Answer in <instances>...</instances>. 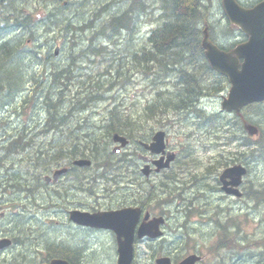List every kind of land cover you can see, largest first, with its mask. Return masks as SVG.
<instances>
[{"label": "rangeland", "instance_id": "obj_1", "mask_svg": "<svg viewBox=\"0 0 264 264\" xmlns=\"http://www.w3.org/2000/svg\"><path fill=\"white\" fill-rule=\"evenodd\" d=\"M203 1L207 6L205 8L210 10L212 35L218 42L224 45L231 44L238 31L234 25H230L223 18L224 9L222 8L221 0ZM241 1L249 3L255 1L252 3L255 4L260 0ZM16 2H13V5H15V10L13 9L15 15H22L17 6L19 5L22 8V12L31 13V17L36 21H38V15H50L55 12L58 16L60 15L59 20L62 23L63 21L75 23L83 17L88 19L86 21L87 24L90 20H93L97 26H101L104 22L103 20L111 16V13L119 15L126 8L125 4L121 3V0H16ZM160 6L163 7V4H156L150 13H162V10L158 9ZM1 8H3V5ZM8 10L10 9H7L6 12L9 13ZM43 10L44 14H42ZM46 21H48L47 18L44 19V26L37 25L35 27L36 36L33 37V42L36 43V49L39 51L38 55L49 56L52 59L50 64L43 68L42 63L34 57L33 53L30 52V48L27 47L28 51L18 52L12 60L13 63L10 62L7 66L9 71L15 67L13 75L16 78L13 81L16 80V83H13L10 93L7 90L0 91L1 142L10 139L15 132L21 131L22 129L19 127L23 125H27L28 123L33 124L25 126L27 127V133H29L28 127L29 129H33L35 126L38 127V124L41 125V121H38L44 120L47 114V107L43 102L45 92L53 89L51 90L53 92L52 96H49L47 100H51L54 94H56L57 82L55 87H53V76L59 71L64 70L65 77L63 79L66 81V86L63 88V96L61 97L62 103L60 104V111L62 112H59L60 117L67 121L64 124V133L68 135V140H70V137L74 140L72 144L87 141L85 145L76 147V149L83 150L85 147L96 144L95 146L98 147V151H87L91 153V158L93 159V155L96 157L106 155L109 147L110 149L113 147L110 144V139L116 127L110 129L111 126L109 125L111 123L110 110L113 105H121V107L126 108L134 116H141L144 113V108L149 102L153 101L157 94L153 88L158 86L163 79H175L176 83L181 85L189 80L191 74H194L195 77L203 74V60L195 58V61H181L177 65L178 67L176 66L177 68L165 70L164 73L166 72V74L159 75V77H154V68H149L148 72L151 79L146 85L141 81L140 76L133 77V73L137 71L133 70V73L130 74L132 68L128 69L129 72L128 70L126 71V74L129 76L126 79L123 78L120 83H118V80L122 76L123 71H125V68H122L123 71L119 73L120 76L117 75L109 80L107 78V70L99 68V66L97 67V61L101 57L110 58L109 60L114 57L115 60L113 59L112 61L113 66H110V68H113L115 74L117 73L116 69H121L118 65L120 61L123 62V67H129L128 59L125 57L121 58L119 53L122 52V55L128 56L133 53L135 48H139L140 41L147 37L146 34L148 29L152 27V22H146L142 19V23L139 24L141 31L134 39V47L130 45L124 50L121 46H116L104 52H92L88 49L87 51L89 52L84 50L85 52H83L82 56H79L76 50L87 46L86 35H91V30L98 29L100 26H93L90 29L74 32L73 34L76 36L74 40L77 41L74 49L73 37L69 35L65 38L58 37L53 39L55 32H52L50 28L45 29L46 26L51 24ZM145 25H148V27ZM56 28L55 26L54 29ZM16 33L15 29L8 28L6 33L0 37V44ZM47 39H52L53 46L51 48L48 47ZM96 41L98 42L99 40ZM102 43V45H108V42L102 41ZM57 46H60V50L55 55L54 51ZM43 70H45V75L48 76L46 80L45 76L42 75ZM91 80H93V83L100 85L102 91L92 95L86 106L71 108V98L78 97V95L85 97L87 94L95 93L90 89H86L92 86ZM84 81L85 85H83ZM224 86H226V82L217 83V88L222 89L218 93V96L210 99L206 98L203 101L202 107L206 112L222 111L221 101L223 97L228 96L227 89L223 90ZM24 87L26 88L22 90ZM102 92L104 98H97ZM163 94L165 96L172 93L164 92ZM262 111L260 109L257 116L254 114V118L257 117L256 121L260 122L264 129V121L261 116ZM145 116L139 117L136 120H141L145 124L147 123V133L152 134L157 129H165L169 139V148L174 149L179 155L178 161L170 170L153 175L150 179H146L141 172L142 164L139 165L140 160L138 156L133 159L138 164L140 174L138 177L143 181V186H149L150 195L147 197L148 204L146 205V211L151 214V217L164 215L167 218V222L163 228L165 231L164 238L161 241L163 251L174 262L181 260L191 252H197L203 256L200 264H264V131H260V136L252 137V140L256 142L254 146L256 150L258 149V157L254 156L251 158L253 156V153H251L252 146L241 145L242 147H232L231 140H228L224 136L227 133L225 132V127H222L221 131L213 133L206 131V128L200 129L193 125L185 126L187 122H183V118H181L182 121H178L176 115L173 114L168 116L162 124L158 123L156 118L148 121ZM4 118L6 120H3ZM50 119L52 123L50 122L44 126V132L42 130L40 138L50 136L56 129L54 124L56 116H51ZM236 120L239 121L237 118ZM126 122L129 125L130 122ZM253 125L259 128L256 124ZM256 137L258 138L256 139ZM214 139L223 141L224 146L207 150L206 146L210 145ZM53 151L56 150L49 149V154H55L52 153ZM238 151H242L240 153L242 157H236L232 162L238 161L241 158L243 160L246 159V164L243 162L242 165L247 168L249 166L248 169H250L245 178V186L249 188L248 194L243 199L222 198V192L219 193L218 191L219 175L228 164L226 159L232 158L234 155L231 153ZM122 153H128V151ZM28 156L29 154L25 155L24 158ZM108 156L110 155L108 154ZM7 157L10 159L12 156ZM247 158H250V160ZM28 162L27 159L22 160L20 155H16L8 160L7 165L14 172L18 169L20 172L25 173L27 170L24 169V166L15 165ZM32 165L35 166L34 163ZM55 168L56 166L53 167L52 171ZM7 169L8 167L0 166V174L4 173ZM51 173H48V175ZM12 174L13 172H9V175ZM15 179L18 184H15L14 193L12 190L5 192L6 183L1 181L0 195L5 200L11 199L7 202L8 204L21 201L22 206L16 212H12L9 208L7 217L0 219V239L2 237H17L16 244L5 251H0V264H39L41 260L46 258L47 249L50 246L57 249L66 248L69 252H72L71 249L74 251L73 248L85 245V239L89 240L87 246L89 251L95 250L96 243L92 240L93 233L83 230L78 232L76 228L70 225L68 214L64 211L67 203L82 198L81 195L78 197L75 191L72 192L74 185H70L67 192L61 194L62 191L56 188V192H54V188L51 186L41 188V181L38 176L26 178L18 176ZM0 180H3V177L0 176ZM32 181H39V186L36 183L32 185ZM253 184L261 189L262 197L250 194V187ZM21 186L24 188H21ZM27 186L32 188L31 191L27 190ZM9 189H12V187H9ZM140 189V183L136 182L128 191L124 192L122 190L116 193L118 194L117 199H123V202L132 203L133 200L135 201ZM221 191L223 190L221 189ZM49 192H52L51 197L49 196ZM153 196L158 198V200H152ZM85 199V202L90 207L98 206L96 199L93 200L86 197ZM1 201L2 198L0 196ZM37 201L40 203V208L36 210L33 203ZM99 201L104 202V200L100 199ZM47 202L51 206L46 207L44 204ZM149 202L151 203L149 204ZM137 204L142 205L141 202ZM176 210H181L180 214ZM210 215L211 217H209ZM185 218L187 226L184 228L180 226V223ZM232 218L238 222V226L230 223ZM235 233L236 235H234ZM21 235L23 236L21 237ZM94 237L96 238L95 234ZM231 237L239 242L242 248L236 249L228 244L221 243L223 240H231ZM101 240L102 245H105V247L102 246V258L101 255L98 258H94L95 256H86V258L83 255L79 256L82 260H86V264H115V260L112 259V253L107 249L112 247L109 238L101 237ZM150 249L143 243L138 246L140 254L137 264L151 263ZM86 254L91 255L87 252Z\"/></svg>", "mask_w": 264, "mask_h": 264}, {"label": "bare ground", "instance_id": "obj_2", "mask_svg": "<svg viewBox=\"0 0 264 264\" xmlns=\"http://www.w3.org/2000/svg\"><path fill=\"white\" fill-rule=\"evenodd\" d=\"M18 1H20V0H18ZM125 1L127 3L128 7H130L131 5H129V2L132 0H129V1L125 0ZM0 2H3V1H0ZM6 2H8V3H6ZM13 2H16V0H13ZM13 2H11V0H6L4 3L5 4V11H4L3 15H0L1 16L0 17V37L6 33L8 28L15 29L17 31V33L15 35H13L11 38L3 41L0 44V49L1 50L6 49V44L10 45V44L16 43V42L21 43V39L23 38V42L21 43L23 45V47H21L19 49L20 50L19 52H25L27 50V47H29L30 52L33 53L34 57H36V59L42 63L43 68L47 67L48 64H50V62L52 61V59L49 56L45 57V56L38 55L39 51L36 49V43L33 42V37L36 36L35 27L38 25V22L34 21L31 18V16H32L31 13H26L25 11L22 12L21 6L17 5L18 8L20 9V13L22 15H15V17H16L15 20L17 18H19V19H29L30 18L31 26L34 28V30L28 31L27 29L22 28L21 26H18L16 24L15 25L11 24L8 17H10V15L12 13H14L13 9H14L15 5H13ZM141 4L143 5V7L147 8L149 11H151L155 7V6L149 7V4H150L149 0H141ZM6 8L10 9V10H8L9 13L6 12V10H7ZM1 9H3V8H1ZM121 14L122 13L120 12L119 15H121ZM110 15H115V14L111 13ZM119 15H116V16H119ZM208 15H211L210 12L208 13ZM46 18L48 19V23L50 22L51 24L46 26L45 29L47 30V28H50L52 30V32H55L53 39H56L58 37H64L65 38L69 35H71V36L73 35L72 41L74 40V37L76 38V36H74V34H73L76 31L68 32V31H64L61 28L63 23L60 22V20H59L60 15L58 16L54 12V14L51 13L50 15H46L45 19ZM214 24H215V22H214ZM89 25H90V28H93V26H97L93 20H90ZM55 26L57 27L56 29H54ZM99 26H97V27H99ZM80 30H82V29H80ZM96 31H97V29H93V30H91V35H88V34L86 35L87 36L86 40H87L88 44H90L91 41H93V40H95V43L97 42L96 40L103 41L104 37L99 35V34H97V36L100 38H103V39H97L96 38ZM81 35H83V34H81ZM81 35H79V36H81ZM46 42H47L49 48H51L53 46L52 39H49V40L47 39ZM76 42H77L76 40L73 41L74 49L76 47ZM85 48H88V47L87 46L86 47H80L79 49L76 50L78 52L79 56H82L83 50ZM59 50H60V46H57L55 48L54 54L57 55L59 53ZM145 53L148 54V50H146ZM51 54L53 55V53H51ZM123 57L128 59L129 67H123L122 66L123 62L120 61L118 64H120L121 69H116V71H117L116 74L114 73L113 68L102 67V69L107 70V78L109 80H111L114 77H116L117 75H119V73L123 71L122 68H125V71H123L122 76H120L118 83H120V81L123 78L126 79L129 76L126 74V71L128 69L132 68L131 67L132 66V60H131L132 57H131V54L128 56H123ZM151 65L152 64H148L142 71L135 70L132 68V72H130V74L133 73V70L137 71L136 73H133V75H134L133 77H139L140 76L142 79L141 81L144 82V84L146 85V83H148V81H150V79H151L149 76V72H148V69L150 68ZM128 72H129V70H128ZM60 73L62 75H61V82L59 83V81H57V79H59ZM10 75H12V74H10ZM42 75L45 76V80H46L48 76L45 75V70L42 71ZM153 75H154V77H159L158 66L154 67V74ZM64 77H65L64 70L57 72L53 76V80H54L53 87H55V84L57 82V84H56L57 85V91H56V94H54V95L57 96V98H58L57 100H59L60 104L62 103L61 97L63 96V92H64L63 88L66 86V81L63 79ZM13 78L15 79L16 77H13ZM8 79H9V77H8ZM195 79H196V81H199V79H202V81H199V82H201V84H200L201 89L200 90H201L202 94H200L201 96L198 99L197 104H195V107H192L189 110L188 109H182L181 110V109L175 108V106H173L172 104H164V109L157 107V108H154L152 110V117L151 118L152 119L156 118L157 122L162 124L164 122V120H166L168 118V116L173 114V115H176L178 121H182L181 118H183L184 119L183 122H187L185 124V126L193 125L196 128H200V129L206 128V131L219 132V131H221L222 127H226L227 129H230V128L231 129H237V126H234L235 121L225 120L227 118V116H221V115H218L216 113H212L210 111L206 112V110L202 107V103L206 98H208V99L212 98L214 92L209 86L206 85V82L204 81L203 77L199 76V77H196ZM178 81H179V79H178ZM11 82H12V80H11ZM83 85H85V83H83ZM186 85H187L186 82H184L181 85H178L176 83L175 79H163V81L158 86L153 88V90L157 92V94L153 100H157V99H160L162 97L160 104L163 106L162 103L166 100L164 97V94H163L164 92L172 93L174 96V100H176V98L183 95V91H184V88ZM206 86H207V88L205 89ZM157 87H159V88H157ZM25 88L26 87H24L22 90H24ZM4 90L9 91V93L11 91L10 87L7 84L3 86V90H1V91H4ZM51 90H53V89H51ZM51 90H47L45 92V99L43 101L44 103H45V100L49 99L48 98L49 96H52L51 94H53V92ZM41 92H42V89H41ZM34 99H35V97H34ZM36 100H38V99H36ZM25 102H26V100H25ZM116 107L121 114L128 112V110H126V108L121 107V105H116ZM56 109H57V107H56ZM262 109H264V108H262ZM60 110L61 109L58 108V111L55 112V114L57 115V119H58L57 124H55L56 122H54L56 129L48 137L40 138V134H41L44 126L48 125L51 122L50 117H51L52 112H49V110L46 109L47 114H46L45 119L38 121V122L41 121V125L38 124V127L35 126V128H33V129H29V127H28L29 133H27V127H25V126L33 125L31 123H28L27 125H23V126L19 127L22 130L19 131L18 133L15 132V134L10 139H8L4 142H1L2 140H0V166L8 167V169L4 173L0 174V176L3 177V180H0V187H1V181L5 182L6 183L5 192L7 190H12V192L14 193L15 184L16 183L18 184L15 177H18V176L21 177L22 176V177L26 178V177H29V173H38L39 174V180L41 181V184H40L41 188L49 187L44 182V177H46L48 175V173L52 172L53 167L56 166V168H57V167L62 166V165L71 164V162L78 159L82 155V153L85 152V150H86L85 148L83 150H80V149H76V147L85 145V143L87 141H85V142L82 141V143L72 144L73 145L72 149H71V147L68 146L69 144H71V143H69V141L72 138L70 137V140H68V135L64 133V124L67 121H65L64 119H62L60 117L59 112H62ZM70 110H71V108H70ZM188 112H191V113H188ZM113 113H114V111H113ZM131 119H132V117L128 116L125 121L131 122ZM262 119L264 121V116L262 117ZM3 120H6V118H4ZM256 122L260 125V127L263 126L260 122H258V121H256ZM227 124H230L232 126H228V127L225 126ZM132 126L134 129L130 132L131 135H128L130 137V139H132L136 142L137 141H146L150 135V133L146 132L147 128L144 126L137 127V125L134 124V122L132 123ZM262 131H264L263 128H262ZM43 132H44V130H43ZM116 134L120 135V132L117 130L114 131V133L112 134L111 139H110L111 145H113L115 143L114 136ZM38 138H40V139H38ZM60 145H62V147H61L62 154H59ZM211 145L213 148L217 149V148H221V146H224V142L220 141L218 139H215V140H213ZM236 145H238V146H241V145L242 146H249L248 143H246V142H244V143L242 142V144H240V142H237ZM49 149L50 150L55 149L57 152L53 151L52 153H55V154L50 155ZM86 151H88V150H86ZM251 153H253L252 154L253 156L251 158H253L254 156L258 157V149L257 150L254 149V151H252ZM27 154H29V156L27 158H24L25 155H27ZM16 155H20L22 157V160L27 159L29 161L28 163H25V164H18L19 166H24V169L27 170L25 173L20 172L18 169H16V172H14L10 169L9 165H7L8 160H10L13 156H16ZM56 155H58L57 158H56ZM7 156H12V157L9 159ZM93 157H94V159H92V163H91L90 167L79 168V170L84 172V173H90V172L95 173V175H96L94 178L95 179V186L93 187L92 192L97 194V195L95 194L94 196H97V197L101 196L102 200L108 199V201H104L102 203L113 205L116 203L123 202V199H121V200L117 199L118 194H116V193L121 192L122 190H124V192L128 191L129 189H131L136 184V182H138L141 185V189H140L139 194L137 195L135 200H138L141 203L144 202L146 205L148 204L146 197L149 194V186L148 187L143 186V181L141 180L140 177H138V175L140 176L138 166H137L138 164L133 160V158L130 156V154H126V155H123L120 157H113V156H108V155L97 156V157L95 155H93ZM247 159L250 160V158H247ZM32 163H34L35 166H33ZM9 172H13V174L9 175ZM75 172H78V168L75 169ZM142 173L145 174L143 171H142ZM84 178H85V182L88 181L87 176H84ZM28 180H31V179H28ZM32 180H34V179H32ZM38 182L32 181V185H34L36 183L39 186ZM8 186L12 187V189H9ZM27 187H28L27 190L31 191L32 188L29 186H27ZM21 188H24V187L21 186ZM21 188H17V189L20 190ZM250 194H252V196H257V195L261 196V189L258 186H256L255 184H253L250 187ZM145 198H146V200L144 201ZM153 198L158 200V198H156L154 196H153ZM10 200L11 199H9L7 201H10ZM133 202H134V204H130V205L125 206V207L126 208H133V207L137 206L135 204H137L138 202L134 201V200H133ZM207 202H209V201H207ZM150 203L151 202H149V204ZM20 204H21V201H16V202L9 203V204L7 202L2 203V201H1L0 202V219H5L7 217V211L9 210V208L12 212L18 211L20 209V206H21ZM146 205H145V208H146ZM33 206H34V209L37 210L40 208V203L38 201L34 202ZM16 207H19V208L16 210ZM43 209L45 210V208H43ZM208 209H211V208H208ZM142 210H143L144 214L149 213L148 211H146L143 208H142ZM176 212L178 214H180L181 210H176ZM209 217H211V215ZM184 222H186V218H185V220H183L180 223V226L185 228L187 226V222L186 223H184ZM221 223L223 224V222H221ZM88 242H89V240H88Z\"/></svg>", "mask_w": 264, "mask_h": 264}, {"label": "trees", "instance_id": "obj_3", "mask_svg": "<svg viewBox=\"0 0 264 264\" xmlns=\"http://www.w3.org/2000/svg\"><path fill=\"white\" fill-rule=\"evenodd\" d=\"M121 2L126 6V8L121 12L122 14L119 16H108L103 20L104 22L102 23L101 27H99L96 31V38L103 39L98 37L97 34L103 36V41L108 42V45H102V41H98L95 43V40H93L90 44L87 45L88 48L84 49L85 51L90 49L92 52H104L116 46H121L124 49L126 47H129L130 45L133 46V44L135 43L134 39L141 31V27L139 26V24L142 23L143 19L146 22H152V27H150V29H148L147 31V37L140 41L139 48H135L133 50V53L131 54V67L133 69L142 71L148 64H152L150 68L158 66L159 75L161 76L163 74H166V72L164 73L165 70L167 71L177 68V65H179L181 61H195L196 58L197 60H203V74H201V77H203L204 81H206V78H208L207 69L209 68V65L205 57L204 48L202 47L203 27L201 26L203 23L207 22V19L210 16L208 15L210 10L205 8L207 6L204 4L203 0H149V7H153L157 3L163 4V7L160 6L158 8L159 10H162V13L159 14L150 13L147 8L143 7V5L141 4V0L130 1V7H128L125 0H121ZM42 13H44V10L42 11ZM45 16L46 15H38V26H44ZM87 20V18L81 17V19L76 21L75 23L71 21H63L61 28L64 31L68 32L78 31L80 29H90L89 23H86ZM15 21L22 28H25L28 31H33L30 18H17ZM34 21L36 20L34 19ZM145 26L148 27V25ZM22 42L23 38L21 39V43ZM21 43L16 42L10 45L6 44L7 50L0 49V91L3 90V86L6 84L10 87V89H12V85L14 83L13 69L15 67L9 71L7 69V66L10 62L13 63L12 60L20 51L19 49L23 47ZM84 50L83 52H85ZM146 50H148V54L145 53ZM121 53L122 52H120L119 54L122 58L124 55L122 56ZM109 59L110 58L101 57V59L98 60L96 66H99V68H110V66H113L112 60L114 59V57L111 60ZM118 65L120 68V64ZM61 75L62 74L60 73L59 79H57L59 83L61 82ZM195 78L196 77L194 76V74H191L189 76V80L186 81L187 85L184 88L182 96L174 100L173 94H166L164 96L166 100L162 103L163 106L160 104L162 97L160 99L153 100L152 102H149V104L144 108V113L138 117H133L132 113L129 111L127 113L121 114L118 111L116 105H113L110 110L112 116L111 123L109 124L111 126L110 129L116 127V130L120 133L131 135L130 132L134 129L131 124L134 122L137 127L144 125L143 121L136 119L144 116L145 114H147V116L149 117H152V110L154 108L159 107L164 109V104H172L173 106H175V108L181 110H189L192 107H195V104H197V101L201 96L200 94H202L201 90L199 89V85L201 84V82L196 81ZM90 82L92 86L86 89H90L95 93L87 94L85 95V97L78 95V97L71 98V108H77V106H86V103L90 100L92 95L97 94V92L99 91H102L100 85H98L97 83H93V80H91ZM97 98H104L103 92ZM57 99V96L54 95L51 100H45L47 109L49 110V112H52L51 116H56L55 124H57L58 122L55 112H57L58 108H60V103ZM262 110L263 111L261 116L263 117L264 109ZM128 116L132 117L129 125L127 124V122L125 123V120ZM73 141V139L69 141V143H71L68 145L69 147L73 146ZM95 145H90L89 147H85V149L88 148L87 150L90 152L98 151V147ZM61 147L62 145H60L59 154H62ZM87 153L88 152L85 150V152L82 153V156L86 155ZM108 154L110 156H113V153L111 151H107L106 155ZM57 157L58 155H56V158Z\"/></svg>", "mask_w": 264, "mask_h": 264}, {"label": "water", "instance_id": "obj_4", "mask_svg": "<svg viewBox=\"0 0 264 264\" xmlns=\"http://www.w3.org/2000/svg\"><path fill=\"white\" fill-rule=\"evenodd\" d=\"M223 4L231 22L241 27L243 31L249 34L250 40L231 52H225L211 41L206 27L202 45L205 49L206 57L209 59L213 68L228 75L232 82L230 96L223 102L224 108L232 110L233 108L239 109L252 100L264 99V2L250 9L242 7L236 0H223ZM234 53H237V56H235ZM239 57L245 58V63L241 70L238 68ZM250 131L254 133L252 129ZM114 140L116 142H121L122 146H126L128 143L126 137L118 134L114 136ZM145 147L154 153L165 152V132L158 131L154 135L151 144H145ZM119 148L118 146L115 150ZM174 158L175 155L170 154L166 162L164 157L160 160H156L155 164L158 166L157 170L169 166ZM77 162L81 165H85L90 164L91 161L78 160ZM149 170V167H146L144 172L149 173ZM61 172L63 171H57L55 177ZM244 172L245 169L238 167L227 170L222 177L231 176L234 179L233 183L237 184L238 175ZM138 211L139 210L121 209L111 214L105 213L102 216L99 214L89 215L82 213L80 216L76 215L74 218L83 224L112 227L118 233L121 232L124 234L127 239L125 238L123 241L120 240V244L123 245V248L118 264H131L133 256L131 242L133 240V230L136 220L139 216ZM162 222H164L163 218H157L148 223H143L138 232L139 237L144 235L156 237L160 235L159 224ZM9 244L10 241L4 239L0 242V248ZM196 260H198V258L191 255L179 264H195ZM158 262L159 264H172L170 258L160 259Z\"/></svg>", "mask_w": 264, "mask_h": 264}, {"label": "flooded vegetation", "instance_id": "obj_5", "mask_svg": "<svg viewBox=\"0 0 264 264\" xmlns=\"http://www.w3.org/2000/svg\"><path fill=\"white\" fill-rule=\"evenodd\" d=\"M0 1H3V2H0L1 3L0 4V8L3 5V10H0V15H3L4 11H5V4L4 3H5L6 0H0ZM10 17H8L10 23L15 25V18H16L15 17V13H12L10 15ZM237 34L238 35L236 36V39H240V36L243 35V32L238 31ZM241 62H242V60H241ZM215 74H216V76L218 75L217 73H215ZM199 81H202V79H199ZM214 83H216V82L214 81ZM214 83H208L207 86H209L213 90V92H214L213 96L214 95L218 96V94L215 92L216 85ZM207 86L205 87V89L207 88ZM199 89H201L200 85H199ZM225 89H227V86L223 87V90H225ZM262 108H264V100L261 101V102H253V103H250V104L246 105L245 107H243L241 109V112H235V111L227 112V113H221L220 112V114L227 116V118L225 120L235 121V125L234 126H237V129H231V128L227 129L225 127V132H227V133L224 136H226L228 140H231L232 147L238 146L235 143L243 142V140H244V142L248 143L249 146H252L251 147L252 151H254V149H256L255 146H254L256 144V142L252 140L253 138H251L247 134V132L245 130V122H250L252 124H256L257 126H259V130L262 131V127H260V125L256 122L257 117L254 118V114L257 116L259 114L260 109H262ZM236 118L239 121H237ZM142 126L146 127L145 124L142 125ZM225 126L228 127V126H232V125L227 124ZM213 133H217V132H213ZM247 135L250 137V139H248ZM151 139H152V136L149 135V137L147 138L146 141H151ZM140 142L141 141H137L136 142V141L131 139L130 140V144H129L128 148H127V151H128V153L130 154V156L133 159L137 158V156H138V158L140 160L139 161V165L142 164V166L143 165L150 166L152 171L148 175L143 174L146 179H150L153 175L160 174V173H157L154 170L155 169V165L153 163L155 158H157L158 156L153 155L150 152L144 150L141 147ZM212 142L213 141H211V143ZM251 142H252V144H251ZM211 143H210V145L206 146L207 150H209L210 148L214 149L212 147ZM240 153H242V151H240V152L238 151L236 153H231L234 156L232 158L226 159L228 164H227L226 167L223 168V170L228 168V167H230V166H232V165H235V164H243V162H245V164H246V160L245 159L243 160V158L239 159L238 161L235 160L234 162H232L236 157H242V155H240ZM141 154H144V156L141 157ZM177 158H179V157H177ZM177 160L178 159H176L174 162L176 163ZM237 162H242V163H237ZM231 163H232V165H231ZM174 164H172V165L174 166ZM15 166H19V165H15ZM90 166H88V167H90ZM173 166H171V167H173ZM67 167H68L67 172L64 173L63 175H61L60 177H58L57 179H53L52 178V179H47L46 180V178L44 177V182L48 186H51L52 188H54L53 189L54 192H56V190H55L56 188L59 191H62L61 194L67 192V189H68V187L70 185H74V188H72V192L75 191V194H77L78 197H80V195H81L82 198L79 199L78 197H76L74 195L79 200L67 203L66 204L67 207L64 208V211H66L67 214H68V219H69L70 225L73 226L74 228H76V230L78 232L83 230V231H86L88 233H93L92 240H94V242L96 243V246L94 247L95 250L90 252L89 249L87 248L88 239L84 240V244L85 245L79 246L78 248H73L74 251L71 249L72 252H69L66 248L57 249V248H55L53 246H50L49 249L46 248L47 249L46 258L41 260L39 264L45 263V262H49L50 260L55 259V258H60V259L67 260L69 262V264H86L85 263L86 260H82L79 257L81 255H83L85 258H86V256L87 257H90V256L94 257L95 256L94 258H98L101 255V258H102V255H103L102 246L105 247V245L104 244L102 245L101 237L109 238V242L112 244V247H109L107 249H109L110 253H112V259L115 260V264H116V261H117L118 256H119V250H118V243H117V239H116V233L114 232V230L109 229V228H97V227H93V226H89V225H82V224H80L79 222H77L76 220H74L72 218L71 212L72 211H89V212H92V213H102V212H108V211H111V210L123 208L125 206L130 205V204H134V202H132V203H130V202H121L118 205L117 204L111 205V204H105V203L100 202L99 199L102 200L101 196H99V197L94 196L96 193L92 192L93 191V187L95 186V179H94L95 176H96L95 173H84V172L80 171L79 168H88V167H79V166L74 164V161L71 162V164H67ZM76 168H78V172H75ZM248 168H249V166H248ZM248 168H247L246 175L249 173V170H250ZM223 170H222V172H223ZM221 173H220L219 179H218V184H219L218 191H219V193L222 192V194H221L222 198L232 197V198H237V199H243L246 196V194H248L247 192H248L249 188L245 186L246 185V183H245L246 175L243 177L242 181L238 184V187H235V186L231 187V185L228 184L227 187L229 188V191H226L223 188V182H221V180H220ZM33 176H38L39 177V174L38 173H29V177H33ZM84 176L88 177V181L85 182ZM230 181H231L230 177L225 178V182L226 183H228ZM226 183H225V186L227 185ZM221 189L223 191H221ZM86 194H87V196H86ZM149 195L150 194H148L147 197ZM0 196L2 198V203L8 202L7 200L4 199V197L2 195H0ZM49 196L50 197L52 196V192L51 193L49 192ZM85 197L89 198V199H93V200L96 199L98 201V202L96 201L98 203V206H91L90 207L87 204V202H85L86 201ZM260 197H262V195ZM146 198L144 199V201L146 200ZM227 199H229V198H227ZM147 200H148V198H147ZM152 200L155 201L157 199L153 198ZM152 200H150V201H152ZM104 201H108V199L104 200ZM135 201L139 202L138 200H135ZM47 203H45V205L47 207L51 206V204L48 203V205H47ZM89 203H91V202H89ZM135 205L140 206V207H142L143 209L146 210V208H145L146 204L144 202H142V205H140V204H135ZM21 206H20V208H21ZM54 206H56V205H54ZM221 208H223V207H221ZM142 222H143L142 219L139 218V220L137 222V225H136V228ZM136 228H135V230H136ZM136 232H137V230H136ZM94 234L96 235V238L94 237ZM22 236L23 235H21V237ZM163 238H164V235L162 237H159V238H156V239H151V238H149L147 236L143 237V238H135V242H134V255H135V257H137V259H138V256L140 254V252L138 250V246L141 243L146 244L149 248H151L150 250H153V252H157L159 250L162 251L163 249H162V246H161V241H162ZM12 240H13V245L16 244L17 237H12ZM86 249H88V251H86ZM5 250H7V249H4L3 251H5ZM86 252L90 253L91 255H87ZM91 259H93V258H91Z\"/></svg>", "mask_w": 264, "mask_h": 264}]
</instances>
